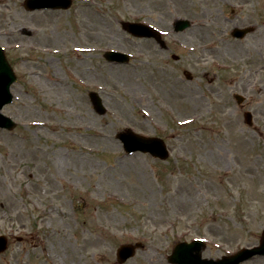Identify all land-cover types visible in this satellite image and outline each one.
I'll return each mask as SVG.
<instances>
[{
  "label": "rangeland",
  "instance_id": "1",
  "mask_svg": "<svg viewBox=\"0 0 264 264\" xmlns=\"http://www.w3.org/2000/svg\"><path fill=\"white\" fill-rule=\"evenodd\" d=\"M22 3L0 0V45L17 76L2 108L17 125L0 128V264H120L117 247L137 241L122 264H170L179 240L204 239L205 258L259 244L264 0ZM182 18L192 22L175 32ZM127 20L161 29L166 48L130 35ZM235 26L254 29L239 39ZM105 49L131 58L109 62ZM127 127L163 138L169 157L126 154L115 134Z\"/></svg>",
  "mask_w": 264,
  "mask_h": 264
},
{
  "label": "water",
  "instance_id": "2",
  "mask_svg": "<svg viewBox=\"0 0 264 264\" xmlns=\"http://www.w3.org/2000/svg\"><path fill=\"white\" fill-rule=\"evenodd\" d=\"M51 0H25L24 5L28 9H35L41 7H49L52 6ZM59 4H54L56 6ZM69 2L62 4V7H67ZM180 25L176 29H182L186 27L189 23L186 20L179 21ZM124 28L135 35L140 36H154L156 39H159L158 35L151 31L146 26H141L140 24L133 23H123ZM249 28H235L233 31V35L235 36H243ZM106 57L108 60H117V61H126L127 56L125 54H121L118 52L108 51L106 53ZM14 80V74L11 71V68L4 57L3 52L0 49V108L5 102L10 101V93L9 86L10 83ZM238 100H240V96H236ZM91 98L93 103L96 106V109L99 112H104V108L100 103V99L98 98L96 93H91ZM247 121L250 120V113L246 112ZM13 123L9 120V118L0 114V126H6L7 128H12ZM117 137L123 142L124 149L128 152H132L135 150H140L144 152H149L155 157H159L161 159H165L168 156V151L166 149V145L163 140L157 137H145L139 134L132 132L127 129L125 131H121L117 134ZM140 244L136 243L135 245L124 244L121 245L117 250V256L119 262H123L128 257L133 255L134 250ZM5 247L4 241H0V251ZM202 248V243L198 241H194L191 244L186 243H177L174 246L172 254L168 257V260L177 264H238L241 260L252 256L253 254L264 253V230L262 234L261 244L258 247L252 249H243L231 256H224L221 259L213 260V259H203L200 255V250ZM194 251V254L192 252Z\"/></svg>",
  "mask_w": 264,
  "mask_h": 264
},
{
  "label": "bare ground",
  "instance_id": "3",
  "mask_svg": "<svg viewBox=\"0 0 264 264\" xmlns=\"http://www.w3.org/2000/svg\"><path fill=\"white\" fill-rule=\"evenodd\" d=\"M199 22H201V26H203V25H204V22H205V20L201 18V20H200Z\"/></svg>",
  "mask_w": 264,
  "mask_h": 264
}]
</instances>
